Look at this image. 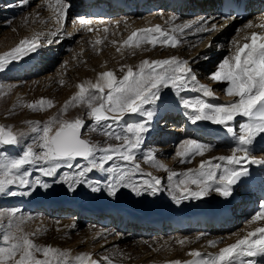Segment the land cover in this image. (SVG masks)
<instances>
[{
  "label": "snow or ice",
  "instance_id": "6c2138e0",
  "mask_svg": "<svg viewBox=\"0 0 264 264\" xmlns=\"http://www.w3.org/2000/svg\"><path fill=\"white\" fill-rule=\"evenodd\" d=\"M67 7L61 0H57L54 13L60 28L51 33L53 38H58L59 31L64 27ZM235 18L227 17L224 24L217 25L214 22L215 17L201 16L177 25L171 33L162 31L161 26L156 25L133 31L124 44L130 45L135 41L137 48L141 43L176 47L177 37L172 33L177 30L185 36L193 30L197 34L210 35L222 31ZM170 19L176 20L178 17L173 16ZM115 23L120 24V21ZM79 24L87 31H93L92 21L79 18ZM253 26L251 21L245 25L246 28ZM256 27L264 30V23ZM104 31L108 32V28L105 27ZM53 38L46 37L48 45L56 42ZM245 39L250 42H234V50H230V55L210 74L214 81L226 83L225 93L235 98L223 104L213 105L199 96L189 99L181 95L199 84V80L191 62L177 56L151 61L145 59L139 64L138 70L127 67L126 73L120 79L112 71H106L99 74L96 83H89L87 87L84 84L79 85L75 99L87 101L90 108L87 115L96 122L94 127H99L106 137L120 143L100 147L90 139L82 138V128L87 127L82 118L71 122L53 118L31 129L34 134L29 137L31 143L25 146L19 156L13 157L0 150V193L10 196L33 195L41 189L48 192L54 185L61 184L69 193L74 194L84 187L93 193L104 191L110 197H115L121 189H130L137 196H155L167 191L176 204L189 199L206 198L213 192L224 198L229 197L233 191L232 186L242 176L248 175L246 164L264 165V160L252 155L256 144L264 140V32L252 31L250 37ZM95 43L100 44L101 41L97 39ZM43 46L36 42V38L21 40L17 47L0 55V71L11 63L38 52ZM199 86L204 97H213L208 86ZM167 89L179 97L183 108L191 110L187 113L191 123L211 122L223 126L232 134L235 146L231 155L201 159L197 169L190 168L181 173L170 171L165 185L162 178L144 173L137 163V153L142 151L146 135L150 132L156 116V105L162 102V94ZM46 105L51 107L52 101L41 98L29 107L40 109ZM126 115H139L142 120L127 123L123 131L114 128L113 124L119 125ZM237 116L246 118L245 122L239 124L238 131L234 124ZM25 135L23 132L14 133L11 127L0 125L2 145L17 146L22 143ZM213 147L215 146L189 139L182 142L176 156L184 158L181 162H188L195 156L202 157ZM143 159L159 168H166L164 164L154 160L151 150L144 153ZM108 162L113 163L106 166ZM33 165L36 166L35 171L43 177L53 178L51 183L42 180L41 175L33 178L32 171L25 169V166ZM65 168L69 171H63ZM94 171L107 174L106 178L103 181H93L90 174ZM136 174H143L148 178L134 181ZM177 176L183 178L174 181L173 178ZM13 186L26 191L17 193L12 190ZM260 209L252 217L253 221H264V202L260 204ZM18 212V209H11L7 213V223L0 221V264H112L108 256L100 260L94 259L92 253L73 256L68 250L35 243L20 227L23 217L17 219ZM4 215L5 213H0V216ZM187 239L178 242L184 243ZM217 243L216 240H208L209 245L215 246ZM190 255L195 259L184 262L176 260L170 264H258V258H264V227L248 231L246 235L220 248L216 253L193 250Z\"/></svg>",
  "mask_w": 264,
  "mask_h": 264
},
{
  "label": "bare ground",
  "instance_id": "6f19581e",
  "mask_svg": "<svg viewBox=\"0 0 264 264\" xmlns=\"http://www.w3.org/2000/svg\"><path fill=\"white\" fill-rule=\"evenodd\" d=\"M99 1L100 0L61 1L68 6L65 20L79 13L83 16L89 13L88 16H90L93 15L91 12L95 11L98 15H105L112 12V10H118L120 13L113 16L112 21H114V23L115 21H120V24L114 26L111 24V27H109L107 25L109 20L105 21L106 17L97 16V18L92 16V32H88L87 29H82L81 31L77 30V25L74 26L72 21V26L70 25L67 27L64 23L63 29L58 33V38H53L51 37V33L60 28L54 16L51 17L53 24L40 22L41 25L36 28L31 26L28 28L29 30L25 37H18L15 42H11L6 47L0 48V55H2L17 47L21 40H33V38H36L38 44L44 45L38 52L25 56L19 62H13L8 65V67H11V65L19 64L30 70L33 66L34 69L37 68L39 62L44 66H49L50 61L54 59L52 55L57 53L55 51L60 47L63 50L65 43L74 39L78 33H81V37L85 39L80 42V50H77V52L73 50L72 56H68L63 70L60 69L62 71L61 73H63L61 78L55 79L54 77L55 80H47L43 90V86L39 85L36 89L37 91L40 90V93H37L39 96H36L35 93L31 94L30 92L31 97L24 99V103L28 101L31 103L32 99L37 103L43 98L51 100L52 102L55 101V107H59V109L66 107L77 108L87 102L86 100L78 101L75 99L76 94L79 92V85L84 84L85 87H87L89 83H96L100 73L112 71L114 75L120 79L126 73L127 67H132L134 71L138 70L139 64L145 59L151 61L174 56L172 49L176 47L163 46L159 43H157L155 47L151 44L143 43L139 48L135 47V41L132 42L133 44L125 45L124 41L133 31L149 29L156 25H160L162 31L171 33L173 28H176L177 25L185 21L196 20L201 16L215 17L216 19L214 22L217 23V25L224 24L226 20V18L220 17L214 0H174L172 8L165 10L160 7L161 5H157L159 2L155 3V0H152L150 3H152L153 7L150 9V13L148 12L142 17H140L141 5L146 4L147 7L149 0ZM99 3H101V5H99ZM45 4L48 5V10L51 11L52 14H55L54 7L57 5V0H47ZM263 6L264 0H248L247 12L262 8L251 15L246 23L244 22L245 25L248 24L249 21L253 22L254 26L252 28L244 27V29H241L240 26L237 27V24H234L230 28L225 27L223 32L217 31L210 35L207 34L201 42L197 41L194 51L189 55L180 56L182 59H188L191 62V66L196 72L199 80V84L181 93L182 96L189 99H195L199 96L205 99L207 103L213 105L223 104L235 99L229 97L225 93L224 89L227 85L225 86L222 82H216L213 79V82H209L207 80L208 78L201 81L200 75L207 61L211 60L217 50L221 48L220 42L226 38V34L228 33L227 30H237L233 36V41H231V50H234V42H239L240 44L250 42V40H246L245 38L250 37L252 31L264 32V30L256 27V25L264 23ZM89 7H92L93 10H90ZM193 10H197V13L195 11L194 13L190 12ZM188 12L190 14L193 13L192 17L187 15ZM173 16L178 17V19L171 20L170 17ZM34 18L39 20L36 16ZM84 19L89 20L90 18L84 17ZM241 20L242 19L235 18L233 21L240 22ZM103 21H105V23H103ZM105 27L108 28L106 35L104 31ZM99 28H102L103 34H101ZM172 34L177 37L178 43L181 42L184 44H188L190 41L195 42L196 37L201 35L195 33V30L187 33L186 36L181 35L178 30ZM46 37L53 38L56 42L48 45ZM97 39L101 41L100 44L95 43ZM113 41H115V43H113ZM177 57H179V55H177ZM218 65L219 64H216L212 68L216 71ZM74 66L76 68H74ZM11 73L12 71L10 75ZM61 81H63V83H61ZM200 84L208 86L213 92V97H204L200 90ZM190 111L191 110L185 109L180 105L179 97H177L172 90L167 89L164 91L162 94V102L156 105V116L152 121L151 130L145 138H149V135L151 137L150 139L154 140L151 142V145H149L150 148L148 151L151 150L153 152L156 162L160 164L167 163L169 160L167 157L171 154V141L178 136L179 132L181 134L185 131H190L191 135L196 136L198 142L215 146L211 148L209 152L204 153L202 157H193L188 162L189 168L191 169H197L201 159L208 160L212 157L232 154V148L235 146L232 134L228 133L223 126L215 125L211 122L191 123L187 115ZM24 117L32 116L24 115ZM167 119H170L169 125H167ZM245 119L246 118L242 116H237L235 118L234 124L237 131L239 124L245 122ZM141 120L142 117L139 115H126L119 125H113L120 131H123L124 125L127 123L139 122ZM159 131L161 132V136L156 137ZM173 131L176 132L173 133ZM161 142L168 145L158 146V143ZM137 155L142 159L143 156L141 157V152L137 153ZM252 155L257 159L264 160V140L256 144ZM170 160L177 165L179 158L173 154ZM182 166L183 165H179L177 168L182 170L183 168H180ZM245 167L248 168V175L242 176L240 180L237 181V184L232 186L233 191L229 197L224 198L218 193L213 192L209 197L204 199H191L192 201L190 203H172L169 208L162 210L161 214L158 212L138 214L125 209L118 211L114 209V207H106L99 210L97 208L88 209L84 208V206L61 202H57L59 204H54V202L49 204L48 201L44 200H36L32 204L34 209L44 208V210L50 212L49 215L53 217L51 219V238L45 243V246L51 245L60 249V237L67 234L70 230H74L81 223H85L89 218H97L98 222L76 232L74 235L73 243H78V245L73 246V244H71L69 248H67L73 256L80 253H92L95 259V252H92V250H94L97 245L91 243V240L100 238L102 239L101 242H104L109 241L111 238L112 241L120 240L128 246V252L121 258L125 264H170L171 261L176 260L181 262L191 261L195 259V257L190 255L193 250H198L201 253H216L220 248L234 243L236 239L246 235L248 231H252L256 227H264V221H253L251 219L247 220L248 222H244V224H242L243 226H239L240 228H236L231 232L229 231L233 228V224L238 222L237 219L234 220L233 223H228L232 222V218L236 219L238 218L236 215L244 213L246 214L245 216H247L251 211H254L255 214L257 211L261 210L260 204L264 202V165L246 164ZM254 167H256L255 171L253 170ZM168 169H170V167ZM173 179L174 181L179 180L177 177ZM237 204L239 205L238 207L236 206ZM1 207L2 204H0V208ZM245 209H249V211H245ZM118 216H120L119 224L114 225V228L111 226H103L110 222L114 224V219ZM222 218L224 219L221 220V222H217ZM226 223H228V225H223ZM73 224H75L74 228L72 227ZM191 226L195 228L194 231H191ZM202 233L204 235H201ZM184 238H188L184 243L178 242L184 240ZM208 240H216L218 243L215 244V246L209 245ZM81 243L84 245L83 248L78 247ZM116 252V254L120 255L118 251ZM104 254L102 252L101 256L104 257L106 255ZM258 264H264V258H258Z\"/></svg>",
  "mask_w": 264,
  "mask_h": 264
},
{
  "label": "rangeland",
  "instance_id": "374dc122",
  "mask_svg": "<svg viewBox=\"0 0 264 264\" xmlns=\"http://www.w3.org/2000/svg\"><path fill=\"white\" fill-rule=\"evenodd\" d=\"M46 1L47 0H0V48L6 47L11 42H15V40L18 37H22V38L25 37L26 33L29 30L28 28L31 26L36 28L37 26L41 25L40 22H47L53 24L51 17H54L55 14H52L51 11L48 10L49 7L47 4H45ZM61 1L66 2V0H61ZM151 1L152 0H149L148 3L152 4L150 3ZM99 2H101V0ZM8 5H12V6L8 7ZM99 5H101V3H99ZM143 6L146 7V4L141 5L140 17L144 16L150 11V9H152V8H148L149 5L146 8H144ZM89 8L90 10H93L92 7ZM259 10H250L249 12H247V16H246L247 18H244L240 22L232 21L231 23L228 24L227 27L230 28L234 24H237L238 25L237 27L240 26L241 29H244L245 27L244 25L248 21L250 16L258 12ZM194 11L195 10L190 12L194 13ZM195 12L197 13V10ZM117 13L120 12L113 10L112 12L106 14L105 16L104 15H100V16L106 17L105 21L109 20L107 25L111 27V24L112 26L116 25V23L112 21V18L113 16L117 15ZM193 13L190 14L188 12L187 15L192 17ZM88 14L89 13H87L84 16L82 14H77L74 17L67 18V20H65L64 23L68 27L70 25L72 26V21H76V23H74L73 25L74 26L77 25L78 28L77 30L81 31L82 29L85 28H82L81 25L79 24V18L88 17L90 18L89 20L91 21V17L92 16L94 17V15L88 16ZM35 16L38 17L39 20L37 18L35 19L34 18ZM96 16L99 17L98 14ZM105 21H103V23H105ZM99 29L101 30V34H103L102 28ZM223 31L224 29L220 32ZM236 31L237 30L235 29L234 30L232 29L231 31L227 30L228 33L226 34V38H224L223 41L220 42L221 48L217 50L216 54L211 58V60H208L207 63L205 64L206 66L200 75L201 81H204L205 79L208 78L207 80L209 82H213L209 75L215 71V69L212 67H214L216 64H219L226 56L230 55L231 41H233V36L235 35ZM81 36H82L81 33H78L74 37V39L65 43L63 50L61 49V47L58 48V50L55 51L57 53L52 55L54 59L50 61L49 66H44L39 62V64H37L38 66L37 68L34 69L33 66L30 70H28L26 67H23L19 64H14L13 66L11 65V67L6 66L4 70L0 71V125L11 127L14 133L23 132L26 134L22 140V143L17 146H5L0 144V150H3L7 155L15 157L22 154V151L24 150L25 146L31 143L29 137L34 135L31 132V129L33 127L43 125L48 121L52 120L53 118L68 122L74 121L75 119L78 118H82L87 125L86 128H82V137L90 139L92 142L99 144L100 147H107V144L115 145L120 143L115 139H110L106 137L104 132L99 127H94L96 122L94 121L93 118L87 115V113L90 111L87 102L84 105L82 104L77 108L66 107L60 109L59 107H55L56 106L55 101L52 102L51 107L46 105L40 109H32L31 107H29V105L35 103L33 99L31 100V103H29V101L26 103L23 102L24 99L31 97V94L33 93H35L36 96H39V94L37 95V93L38 92L40 93V90L38 91L36 90L39 85L43 86L42 87L43 90L44 86H46L45 82L47 80H55L57 78H61L63 74L61 73L62 72L61 70H63V67L66 65L68 56L69 55L70 57L72 56L73 50H75L76 52L77 50H80L79 49L80 48L79 45L81 44L80 42L85 40ZM205 36H207V34L199 35L198 36L199 38L196 37L195 42L190 41V43L188 44H184L181 42L177 43L176 48L172 49L173 55L174 56L179 55L178 58H181L180 56L182 55L185 56L189 55L191 52L194 51L196 42L197 41L201 42L205 38ZM142 44L143 43H141L140 46H142ZM74 68L76 67L74 66ZM11 71L12 73L10 75ZM222 83L225 86L227 85L224 82ZM8 86L10 89L8 88ZM24 115L27 116L30 115L32 117H24ZM169 122L170 119H167V125H169L168 124ZM113 127L116 128L115 125H113ZM175 132L176 131H173V133ZM158 136H161L160 131L156 134V137ZM148 137L149 138L145 139V143L142 146L141 157L144 155L143 152L148 151L151 142L154 141L150 139L151 137L149 135ZM189 139L197 140V137L191 135L190 131H185L181 134L179 132L178 136L174 139L175 141L173 140L170 143V145L172 144L171 145L172 148L170 150L171 154L176 155V152L180 147V145L182 144V142ZM159 145H168V144L161 142L158 143V146ZM209 151H206L205 153ZM171 154L167 157L169 158L167 163L164 164L165 166H167L166 168H159L156 166V164L145 161L143 157L142 159H140V156L138 155H137V163H139L140 166L143 168L144 173H151L153 176L162 178L164 184L166 185L167 176L170 171L181 173V172H186L188 169H190L188 164L189 161L181 162L184 159L182 157L177 156L179 158L177 165L174 164V162L172 163V161L170 160L172 158ZM112 163L113 162H108V165L106 166H110ZM179 165H183L182 167H180L183 168L182 170L181 169L179 170V168H177ZM35 167L36 166L34 165L25 166V169L32 171L33 178L35 177V175H41L40 173L35 171ZM169 167L170 169H168ZM63 171H69V170L65 168L63 169ZM72 171H75V169H73ZM106 175L107 174L105 173L94 171L90 174V179H92L93 181L96 180L103 181L106 178ZM41 178L42 180L48 181L49 183H51L53 179L51 177H43L42 175ZM147 178L148 177L144 176L143 174H136L133 177V180L141 181L142 179H147ZM177 178L182 179L183 177L177 176ZM191 187L194 188V185H192ZM12 190L16 191L17 193H23L26 191L25 189L20 188L18 186H13ZM36 200L48 201L49 204H51L52 202H54V204H59L57 202H61L66 204L84 206V208H88V209L97 208L98 210L106 207H114V209L118 211L125 209L138 214L146 213V212H158L159 214H161L162 210H164L165 208H169L172 205V203H175L171 199L167 191L158 193L155 196L151 194H143L137 196L130 189H121L115 197H110L104 191L100 193H93L84 187H81L74 194L69 193L67 192L66 188L61 184L54 185L53 188L48 192H44L41 189L35 192V194L33 195L17 194L15 196H10L5 193H0V204H2V207L0 208V213H5L4 216H0V221L7 223V213L11 209H18L19 212L17 213V219L23 217V223L20 224V227L23 229V232L29 234V238H32L35 243L40 244L42 246H45L46 245L45 243L51 238V229H52L51 219L53 217L50 216L49 215L50 212L44 210V208L34 209L32 203ZM191 201H192L191 199H189L188 201L185 200L182 201L180 204L190 203ZM236 206L238 207L239 205L237 204ZM245 211H249V209H245ZM245 215H246L245 213L238 214L236 215L238 216V218L236 219L232 218L231 219L232 222H228V223H233L234 220L238 219V222L236 224H233L232 226L233 228L230 227L231 228L229 230L230 232L234 231L236 228H240L239 226H243L242 224H244V222H248L247 220H251L255 214L254 211H251L249 214H247V216ZM119 219L120 216L114 219L113 222L114 224H111L110 222L109 224L106 223L103 226H111L112 228H114V225L119 224ZM223 219L224 218L219 219L217 222H221V220ZM95 222H98L97 218H91V219L89 218L85 223H81L77 228H75L74 230L73 229L70 230L67 234L60 237L59 238L60 249L67 250V248H69V245L71 244H73V246H77L78 243L75 244L73 243L74 242L73 237L76 234V232L83 230L84 228L92 225ZM228 223L223 225L226 226L228 225ZM190 229L191 231H194L195 228L191 226ZM101 240L102 239L100 238H95L91 240V243L97 245V247L94 250H92V252H95L94 253L95 259L100 260L102 258L101 253L103 252V254L104 253L106 254V255L104 254L105 256H108L111 259L112 264H125V262L121 258L126 252H128L127 251L128 246L125 245V243L121 242L120 240L112 241L111 238L109 241L101 242ZM78 247L83 248L84 245L81 243ZM116 251H118V253L122 256L116 254L117 253Z\"/></svg>",
  "mask_w": 264,
  "mask_h": 264
},
{
  "label": "water",
  "instance_id": "95a60500",
  "mask_svg": "<svg viewBox=\"0 0 264 264\" xmlns=\"http://www.w3.org/2000/svg\"><path fill=\"white\" fill-rule=\"evenodd\" d=\"M83 138V137H82Z\"/></svg>",
  "mask_w": 264,
  "mask_h": 264
}]
</instances>
